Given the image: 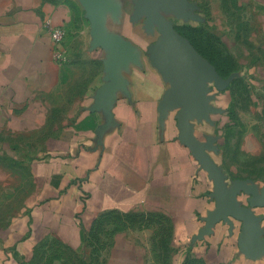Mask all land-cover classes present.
Masks as SVG:
<instances>
[{"label":"crops","instance_id":"1","mask_svg":"<svg viewBox=\"0 0 264 264\" xmlns=\"http://www.w3.org/2000/svg\"><path fill=\"white\" fill-rule=\"evenodd\" d=\"M104 1L116 53L95 44L83 0H0V264H264L243 221L208 226L215 184L180 140L181 105L150 54L159 28L136 15L139 0ZM188 1L200 21L187 22L200 25L199 0ZM217 1L256 48L238 72H217L224 90L209 84L215 112L188 122L199 142L213 140L228 190L246 184L236 202L264 239V0ZM164 15L178 32L171 18L181 19ZM54 27L66 29L67 64L54 59ZM240 77L251 92L237 104Z\"/></svg>","mask_w":264,"mask_h":264},{"label":"water","instance_id":"2","mask_svg":"<svg viewBox=\"0 0 264 264\" xmlns=\"http://www.w3.org/2000/svg\"><path fill=\"white\" fill-rule=\"evenodd\" d=\"M92 22L95 44L110 45L115 53L123 46L119 39L109 36L103 25L104 0H83ZM136 15L146 16L147 25L151 28L157 26L161 33L158 41L151 47L150 54L153 64L171 82L173 97H177L181 105L178 113V126L180 140L186 144L202 163L214 180L215 198L217 210L209 221L212 226L220 220L227 221L235 218L243 221L244 236L258 242L264 247V239L251 233V228L256 222L253 213L246 208L240 207L236 202L239 188L245 187L244 182L234 183L233 190L229 191L225 183V175L214 163L207 151L214 150L213 140L207 143L199 142L192 133L189 119L197 116L199 119L207 118L208 113H213L209 105V84L215 82L218 90H224L229 81H224L215 68L204 59L174 28L164 13H173L177 18L184 21H200L199 16L194 14L196 6L188 0H139L136 3Z\"/></svg>","mask_w":264,"mask_h":264},{"label":"rangeland","instance_id":"3","mask_svg":"<svg viewBox=\"0 0 264 264\" xmlns=\"http://www.w3.org/2000/svg\"><path fill=\"white\" fill-rule=\"evenodd\" d=\"M199 2H200L199 13L201 14L203 18L200 25H203L204 29L209 34L216 36L221 41L220 42L221 48L228 55H231L233 57V60H235V63L238 66L248 65V63L251 60L247 57L246 53L248 51V47H250V49L256 48L255 39L249 40L246 37H242L241 33H238V32L236 33L235 31H232V29H229V26L226 24L225 17H223V14L221 13L222 9L220 7V3L217 0H199ZM171 19L177 26H183V25L188 24V22H185L183 20H176L173 17ZM75 44L77 45L78 49H80L81 51L83 50V46H85V41L82 39L81 35L80 37H78ZM77 53L79 52H76L75 57L81 59L83 55L77 54ZM252 53H253V61H255L258 55L256 54V52H252ZM70 60H67L66 64ZM72 61L76 63H83L81 60H78V59H73ZM243 86L248 87L247 85H244V84ZM241 88L242 86H240L239 88H236L237 90L234 89L235 90L234 100H235V103L237 104H240L243 102V97H242L243 95L241 92L242 91ZM243 105L245 106V103ZM3 205L7 206L8 204L4 203ZM11 212L12 210L9 211V214H11ZM5 215H7V213L0 216V222H2V220L5 222Z\"/></svg>","mask_w":264,"mask_h":264},{"label":"trees","instance_id":"4","mask_svg":"<svg viewBox=\"0 0 264 264\" xmlns=\"http://www.w3.org/2000/svg\"><path fill=\"white\" fill-rule=\"evenodd\" d=\"M227 6L226 0H223V7ZM178 32L186 37L195 49L207 59L217 72L223 77L228 78L232 73L238 72V65L231 55H228L220 46V40L209 34L203 25L187 24L176 27ZM244 78L240 77L233 82L234 89L242 86V91L249 93L248 87L243 86ZM237 90V89H236Z\"/></svg>","mask_w":264,"mask_h":264},{"label":"built area","instance_id":"5","mask_svg":"<svg viewBox=\"0 0 264 264\" xmlns=\"http://www.w3.org/2000/svg\"><path fill=\"white\" fill-rule=\"evenodd\" d=\"M51 33V38L57 51L54 53V59L60 63H65L68 60L66 51L61 49V46L64 44L66 39V29L64 27H54L49 29Z\"/></svg>","mask_w":264,"mask_h":264}]
</instances>
